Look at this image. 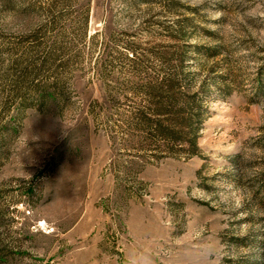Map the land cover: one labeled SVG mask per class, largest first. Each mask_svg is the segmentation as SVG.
<instances>
[{
	"label": "rangeland",
	"instance_id": "obj_1",
	"mask_svg": "<svg viewBox=\"0 0 264 264\" xmlns=\"http://www.w3.org/2000/svg\"><path fill=\"white\" fill-rule=\"evenodd\" d=\"M179 27L208 112L156 158L131 59ZM0 264H264V0H0Z\"/></svg>",
	"mask_w": 264,
	"mask_h": 264
},
{
	"label": "trees",
	"instance_id": "obj_2",
	"mask_svg": "<svg viewBox=\"0 0 264 264\" xmlns=\"http://www.w3.org/2000/svg\"><path fill=\"white\" fill-rule=\"evenodd\" d=\"M170 33L176 43L154 51L159 67L154 64L143 67L145 56L138 52L131 59L137 78L133 89L138 100L131 104L128 126L139 137L140 145L152 147L156 158L163 154L188 157L199 154L198 139L208 112L205 98L209 96L210 77L198 83V72L192 70L196 63L192 55L200 47L183 43L189 37L182 27ZM212 82L224 94L230 93L228 81Z\"/></svg>",
	"mask_w": 264,
	"mask_h": 264
}]
</instances>
